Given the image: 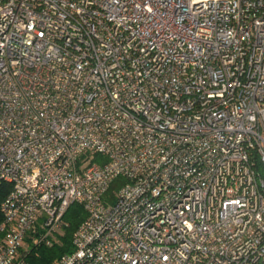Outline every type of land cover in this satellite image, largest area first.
<instances>
[{"label":"built area","instance_id":"obj_1","mask_svg":"<svg viewBox=\"0 0 264 264\" xmlns=\"http://www.w3.org/2000/svg\"><path fill=\"white\" fill-rule=\"evenodd\" d=\"M3 183L0 264H264V0H0Z\"/></svg>","mask_w":264,"mask_h":264},{"label":"trees","instance_id":"obj_2","mask_svg":"<svg viewBox=\"0 0 264 264\" xmlns=\"http://www.w3.org/2000/svg\"><path fill=\"white\" fill-rule=\"evenodd\" d=\"M8 188L9 185L7 183L0 185V203L3 197L6 195ZM85 217L86 210L81 203L74 202L70 204L64 214L65 223L56 233L55 237L52 238V243L48 245L42 242L32 246L26 256L27 263L53 264L63 254L71 252L73 249L72 233ZM1 220L2 214L0 212V221ZM29 240L30 236L28 237V241Z\"/></svg>","mask_w":264,"mask_h":264},{"label":"rangeland","instance_id":"obj_3","mask_svg":"<svg viewBox=\"0 0 264 264\" xmlns=\"http://www.w3.org/2000/svg\"><path fill=\"white\" fill-rule=\"evenodd\" d=\"M118 184H119V182H115L113 186L115 187V185H118Z\"/></svg>","mask_w":264,"mask_h":264}]
</instances>
